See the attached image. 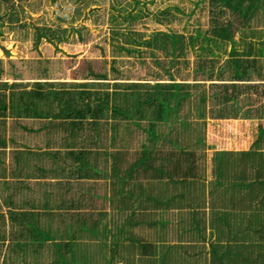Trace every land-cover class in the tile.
<instances>
[{
  "label": "trees",
  "instance_id": "trees-1",
  "mask_svg": "<svg viewBox=\"0 0 264 264\" xmlns=\"http://www.w3.org/2000/svg\"><path fill=\"white\" fill-rule=\"evenodd\" d=\"M210 2L216 7L208 21L211 42H233L235 31L240 29L257 34L251 25L264 18V0ZM41 36L37 28L33 42ZM162 36L163 43L168 39L174 50L181 52L185 44L181 34ZM243 40L242 52L231 47L224 66L212 69L210 64L205 67V62L199 63L197 68L203 66L199 71L204 78L215 82L191 97L188 89L197 88L196 82H176L169 72H165L167 81L151 86L122 82L114 67L110 68V85L114 89L109 93L90 87L107 85L104 72L90 70L88 77L83 78L90 80L83 82L33 80L31 87L25 88L23 82L0 81V122L6 115L39 118L36 128L45 131L31 141H40L47 148L45 155L52 159V165L45 175L53 178L78 177L81 170L104 165L108 158L109 177L116 191H120L115 207L127 210L128 225L146 228L149 238L154 233L161 237L167 226V212L172 210L168 220L171 226L174 217L176 229L187 230L190 237L201 243V249L208 241L212 264H264V154L258 150L264 135V51L260 47L255 49L249 38ZM4 88H8L6 94ZM250 95L258 98V104L253 105ZM169 116L178 118L176 128L161 141L149 119L160 122ZM108 117L118 121L113 122L112 130L119 125L128 129L129 124L136 132L127 130V135L119 136L114 131L106 136L103 128ZM142 119H148L145 126L140 124ZM231 123H236L237 129L227 128ZM57 128L64 132L58 133ZM84 128L87 132L81 133ZM26 130L36 133L31 126ZM11 136L8 141L13 143ZM22 136L19 137L23 139ZM107 143L115 149L109 153L97 150ZM0 144L4 145L1 138ZM203 146L209 150L207 221L203 210L204 185L198 181L204 168ZM13 152L12 159L17 154L14 161L21 162L19 157L24 154ZM246 165L255 166L250 175L246 174L252 177L249 181L240 175ZM41 204L44 208L56 206ZM140 237L138 232L131 236L135 241Z\"/></svg>",
  "mask_w": 264,
  "mask_h": 264
},
{
  "label": "rangeland",
  "instance_id": "rangeland-1",
  "mask_svg": "<svg viewBox=\"0 0 264 264\" xmlns=\"http://www.w3.org/2000/svg\"><path fill=\"white\" fill-rule=\"evenodd\" d=\"M210 1L1 0L0 81H23L25 88L31 87L33 80L83 82L88 81L83 78L88 77L87 70H90L104 72V81L107 82L105 86L90 87L109 93L114 89L110 85L113 81L110 68L114 67L119 72L120 81L143 82L150 86L156 82L167 81L165 72H169L176 82H196L197 88L188 89L190 97L194 96L201 88L207 90V85L215 82L204 78L203 73L199 71L204 69L203 66L197 68L199 63L205 62V67L210 64L212 69L224 66L230 48L234 47L236 51L242 52L245 43V39L240 36L233 38V42H211L208 38V21L210 12H214L216 7ZM224 13L222 14L225 16ZM257 25L252 24L251 27ZM37 28L42 32V36L34 43V31ZM238 32L241 31L237 30L235 35H238ZM162 34H181L182 41L185 42L181 52L174 50L168 39V43H165V39L163 43ZM190 37L193 38L190 40ZM254 37L256 38H249L252 46L255 49L260 47L264 51V37ZM145 40L153 42L145 45ZM155 73L158 76H155ZM7 90L8 88H4L5 94ZM250 96L253 105L258 104L257 95V99L253 95ZM206 107L205 114L208 110ZM207 116L206 114L204 117L206 123L209 120ZM147 120L142 119L140 124L145 126ZM5 121L9 131V126L12 125L10 116ZM177 121L178 118L171 116L160 122L149 119V122L154 124V133L161 141L167 134H173ZM36 124V121L31 122L30 126ZM231 124L227 128L237 129L236 123ZM204 132L206 135V125ZM8 135L10 136L11 132H8ZM261 139L258 150L263 155L264 135ZM201 149L204 151V168L198 181H202L204 185L203 210L207 221V190L210 188L207 164L209 150L205 146ZM254 168L255 166L246 165L240 175L245 176L246 181L252 180V177H246V174L250 175ZM228 172L231 173V169ZM172 212L174 211H168L167 215ZM172 220L177 227L176 219L173 217Z\"/></svg>",
  "mask_w": 264,
  "mask_h": 264
},
{
  "label": "crops",
  "instance_id": "crops-1",
  "mask_svg": "<svg viewBox=\"0 0 264 264\" xmlns=\"http://www.w3.org/2000/svg\"><path fill=\"white\" fill-rule=\"evenodd\" d=\"M252 24H258L253 27L257 34L240 29L233 38H263L264 18ZM8 116L0 122L4 140V145L0 144V264H212L208 241L201 249V243L187 230L171 226L169 215L161 237L154 233L149 238L146 228L128 225V211L115 207L120 191L109 177L108 158L104 165L81 170L78 177L45 175L52 159L45 155L47 148L40 141L33 142L37 146L31 141L45 130L36 125L31 126L36 133L26 130L39 118L12 115L8 131ZM113 122L118 121L107 118L106 136L114 131L124 136L135 130L129 124L128 129L119 125L112 130ZM46 127L51 131L49 124ZM57 131L64 132L61 128ZM8 132L13 143L8 141ZM83 132H87L85 128ZM115 147L107 143L97 150L109 153ZM13 151L24 154L19 158L25 165L22 160L15 162L17 154L12 159ZM42 202L56 206L44 208ZM137 232L141 237L135 241L131 236Z\"/></svg>",
  "mask_w": 264,
  "mask_h": 264
}]
</instances>
